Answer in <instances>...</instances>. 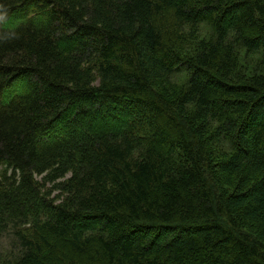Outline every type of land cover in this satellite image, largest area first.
<instances>
[{"label": "trees", "instance_id": "obj_1", "mask_svg": "<svg viewBox=\"0 0 264 264\" xmlns=\"http://www.w3.org/2000/svg\"><path fill=\"white\" fill-rule=\"evenodd\" d=\"M6 236L0 264H264V0H0Z\"/></svg>", "mask_w": 264, "mask_h": 264}, {"label": "rangeland", "instance_id": "obj_2", "mask_svg": "<svg viewBox=\"0 0 264 264\" xmlns=\"http://www.w3.org/2000/svg\"><path fill=\"white\" fill-rule=\"evenodd\" d=\"M206 33L208 35L209 32L205 31V33H204V31H203L202 34H205L203 36H206ZM110 126L115 127V128H120L121 127L120 122L115 123V124L110 125ZM95 127H97L96 124L92 125L93 129H95ZM82 133H83V131H82ZM12 241H13V239L11 237H9V236L3 237L0 240V247H1L3 253H6V252H8L10 250L11 245H12Z\"/></svg>", "mask_w": 264, "mask_h": 264}]
</instances>
